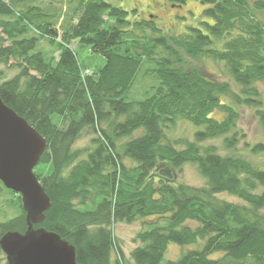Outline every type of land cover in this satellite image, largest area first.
I'll use <instances>...</instances> for the list:
<instances>
[{
  "label": "trees",
  "instance_id": "16d2710c",
  "mask_svg": "<svg viewBox=\"0 0 264 264\" xmlns=\"http://www.w3.org/2000/svg\"><path fill=\"white\" fill-rule=\"evenodd\" d=\"M198 1V27L171 33L152 19L130 21L110 0H0V98L46 139L34 173L50 205L33 227L67 240L78 264H162L170 242L199 239L164 264H264V157H256L264 142L249 157L203 144L222 137L237 148L241 105L255 108L264 136V0ZM41 39L56 44L57 58L38 48ZM75 39L104 65L83 71ZM204 58L221 62L229 80L191 61ZM145 76L149 94L128 99ZM178 120L196 126L191 138L168 136ZM84 135L90 143L75 147ZM186 163L202 186L177 181ZM3 192L16 213L0 220V238L27 228L20 195L0 181ZM134 221L141 228L126 257L112 226ZM0 264H8L1 248Z\"/></svg>",
  "mask_w": 264,
  "mask_h": 264
},
{
  "label": "rangeland",
  "instance_id": "374dc122",
  "mask_svg": "<svg viewBox=\"0 0 264 264\" xmlns=\"http://www.w3.org/2000/svg\"><path fill=\"white\" fill-rule=\"evenodd\" d=\"M114 5H119L128 11V18L130 21L134 19L148 18L155 21L156 25L160 26L164 32L176 33L178 31H186L189 26L198 27V20L201 17V12L204 6L198 0H110ZM136 10V11H134ZM71 48L76 54L77 61L80 68L85 71L94 72L101 68L105 63L103 55L94 53L90 48L78 40L71 42ZM38 48L43 51L46 56H58V50L56 44L49 43L45 39H41L38 43ZM199 69L217 79V80H229V76L226 73L223 64L218 61H214L210 58H204L203 60H192ZM13 72H10L12 74ZM148 76V75H147ZM146 77V76H145ZM148 78V77H146ZM150 78L143 79L138 78L134 84V87L128 93V99H142L148 95ZM236 90V87L233 85ZM259 89L262 91L264 102V86L259 85ZM240 117L237 122V129L244 135L243 140L237 145L235 150L226 149L222 144V137H216L203 142L204 145H215L221 154L239 153L245 157H249L248 147L257 141L264 142V136L259 126L257 117L255 115V108L251 106L241 105L238 108ZM57 115H53V120L56 121ZM196 129V126L186 120H178L170 129L167 130L168 136L172 138L188 137L191 138L192 133ZM244 142L248 145L245 146ZM90 143V135H84L75 142V147L88 145ZM264 153L256 155L258 158H262ZM127 162V161H126ZM176 179L178 182L190 184L193 186H202L204 178L198 173L194 164L186 163L183 165L180 173H177ZM219 199L229 202L241 203V200L228 193H220L217 195ZM12 196L3 192L0 194V220L10 218L15 215L16 211L14 206L10 205ZM140 221H134L132 223H115L112 226V230L116 238L119 240L122 251L125 256H129V252L136 245L133 241L136 233L140 230ZM203 241L198 240L195 243L188 245H180L170 242L165 250L162 264L166 260H175L181 253L189 249H197L202 246ZM220 252H215L210 255L211 258H217L220 256ZM114 256V254H112Z\"/></svg>",
  "mask_w": 264,
  "mask_h": 264
},
{
  "label": "water",
  "instance_id": "95a60500",
  "mask_svg": "<svg viewBox=\"0 0 264 264\" xmlns=\"http://www.w3.org/2000/svg\"><path fill=\"white\" fill-rule=\"evenodd\" d=\"M46 139L0 98V181L18 193L26 211L23 233L7 232L0 248L8 264H78L75 248L54 231L34 228L50 199L34 173Z\"/></svg>",
  "mask_w": 264,
  "mask_h": 264
}]
</instances>
